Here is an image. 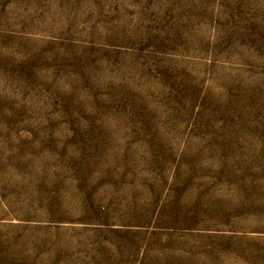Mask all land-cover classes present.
<instances>
[{
  "label": "rangeland",
  "instance_id": "rangeland-1",
  "mask_svg": "<svg viewBox=\"0 0 264 264\" xmlns=\"http://www.w3.org/2000/svg\"><path fill=\"white\" fill-rule=\"evenodd\" d=\"M0 264H264V0H0Z\"/></svg>",
  "mask_w": 264,
  "mask_h": 264
}]
</instances>
